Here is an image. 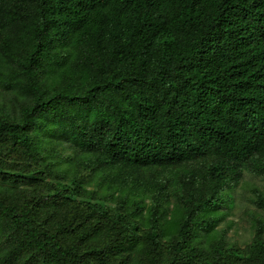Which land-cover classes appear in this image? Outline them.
<instances>
[{
	"label": "trees",
	"instance_id": "trees-1",
	"mask_svg": "<svg viewBox=\"0 0 264 264\" xmlns=\"http://www.w3.org/2000/svg\"><path fill=\"white\" fill-rule=\"evenodd\" d=\"M264 0H0V264H264Z\"/></svg>",
	"mask_w": 264,
	"mask_h": 264
},
{
	"label": "rangeland",
	"instance_id": "rangeland-1",
	"mask_svg": "<svg viewBox=\"0 0 264 264\" xmlns=\"http://www.w3.org/2000/svg\"><path fill=\"white\" fill-rule=\"evenodd\" d=\"M262 182L261 179L247 176L235 191L233 208L220 224V227L230 228L228 240L236 246L244 248L251 243L254 237L252 219L259 214L264 216L252 202L255 197L253 189L254 187L262 189Z\"/></svg>",
	"mask_w": 264,
	"mask_h": 264
}]
</instances>
